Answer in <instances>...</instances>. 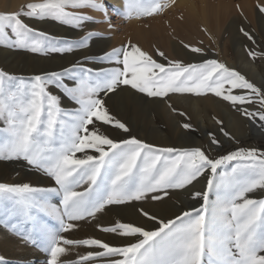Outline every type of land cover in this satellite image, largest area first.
Segmentation results:
<instances>
[{
  "label": "snow or ice",
  "instance_id": "1",
  "mask_svg": "<svg viewBox=\"0 0 264 264\" xmlns=\"http://www.w3.org/2000/svg\"><path fill=\"white\" fill-rule=\"evenodd\" d=\"M167 7L165 0H121L120 8L106 0H39L0 13V47L71 57L30 77L0 70V161L22 162L51 181L0 182V246L41 253L43 264H264V145L236 141L221 151L224 142L213 132L206 145H156L135 135L109 105L121 92L149 102L211 95L264 135V83L202 47L181 44L191 60L131 41L91 51L110 39L96 25L118 30L113 15L141 20ZM257 7L264 13V4ZM49 20L75 35L35 26ZM245 49L249 58L264 59V48ZM217 122L224 137L236 140ZM181 127L194 131L189 122ZM173 190L189 193L193 203L170 205ZM111 206L132 207L136 219L103 223ZM84 223L114 239L77 237ZM13 259L28 264L0 252V264Z\"/></svg>",
  "mask_w": 264,
  "mask_h": 264
},
{
  "label": "rangeland",
  "instance_id": "2",
  "mask_svg": "<svg viewBox=\"0 0 264 264\" xmlns=\"http://www.w3.org/2000/svg\"><path fill=\"white\" fill-rule=\"evenodd\" d=\"M231 1L234 5H239V3L242 0H231ZM165 2L168 4V7L165 8L163 12L154 14L152 17L137 20V25H133L131 23L133 19L123 21L119 16H116L113 17V24L116 25V28L118 30L114 29L112 31H107L108 29L107 24H102L99 26V28L95 29L97 32L110 37L109 42L112 39H114L113 40L115 42L114 45L112 46L113 43L112 44L109 43V45L106 46V50H110L111 48L117 47L130 40L134 42L133 39H135L136 40L135 42L138 44L137 40H139L140 36L142 39L147 41L149 38V36L147 35H150L148 33H150V31L155 32V29L152 27L153 26L152 23H155L156 25H158L159 28L161 27L160 28L161 33H163L164 36H167L166 40H164L165 38L163 39L160 37V31H159V33H157L158 35L156 37V40L154 41L156 43L154 42L152 44L146 43L147 48L141 46L140 47L146 51H151L153 48L159 49L160 51H163L165 53L168 59L186 60V58L182 54L175 53L172 46V42L179 41L176 40L175 37L177 33L176 21L178 22L181 21L180 17L182 15L181 14L182 10H180L175 6V0H165ZM26 4L28 3H24L21 6ZM259 4H263V3L258 1L257 5ZM21 6H19L15 10L0 12V13L17 12L21 9ZM109 15H111V12H109ZM135 26L137 27L140 26V29L143 28V30L145 29L146 32L142 31L143 34L140 33L142 35L135 38L137 35V33L135 32V28H136ZM36 27L49 32L44 27H42V24H39ZM173 29H175V31ZM172 30L174 32H171ZM49 33L53 34L52 32ZM0 48H5L10 52L13 51L15 55H18L17 57L10 59L7 57L0 59V70L7 71L8 73L17 76L30 77L32 74L38 73L42 70L45 71L58 70L60 66L67 65L69 60L71 59V58L67 59L65 57H59L57 60L53 61L49 65H44V64L29 65L28 63L29 61L25 57L26 55H28V52L11 50L6 47H0ZM102 49L103 46L93 45L91 51L94 53H99L102 51ZM253 50L258 51L259 49H253ZM210 53L212 54L210 57L214 56V58H216L217 60L226 63L222 58L219 59L217 58L216 51H212V52L210 51ZM38 56L39 55H34L35 58H39ZM250 59L256 65L258 70L261 72L263 77L261 83H264V59H259V58L256 59L250 58ZM250 59L246 58L245 61H248ZM228 66L240 71L249 80L254 81L258 85L261 84L257 79L255 80V78H253L251 74H249L248 70L245 69L246 67H244L243 63L239 64V62H236L233 66L230 65ZM174 95L177 94H171L167 100H163V101L168 104L171 103L170 99H172ZM180 95H184L187 97H196L194 95H187V94H180ZM197 100H199V102H206L208 106L218 105L219 109L221 110L228 109L229 111H235L227 103H224L218 98L212 97L211 95L205 97H197ZM158 101L160 100H157L156 102H149L141 99L139 94H132L130 92H121L117 96H114L111 101H109V105L113 108V111L122 120L128 122L135 135H137L139 138L145 139L148 142L154 143L156 145L176 146V147L206 145L208 141L207 133L209 132L215 133L221 140H223L224 147L221 151L234 149L235 147H237L236 141H239V143L244 146L264 145L263 139L254 137L251 134L244 137L234 136L232 134L236 138V140L228 142L227 141L228 138L224 137L223 134L220 132L221 124L217 123V121H222L221 118H219L218 115L212 113L211 111L209 112L210 117L214 122H216V125L218 124L217 125L218 128L216 129L212 127H201L200 124L197 121H195L194 118L191 116L192 114L189 112V110L170 107V110L168 111L170 112L171 116H173L174 120L166 119L164 117L163 112H161L160 108H158L155 105V103H157ZM66 106L70 107V103L66 102ZM173 109H175V111ZM179 113H184L185 115H180ZM183 122H189L193 126L194 131L187 132L185 129H183L181 127V124ZM222 126L226 131L231 133L223 124ZM157 132L161 133L162 136L167 138L166 142L161 141V137L156 135ZM117 134L118 133L116 132L113 133V135H117ZM0 182H6V183L28 182L31 183L33 186H48L51 184V181L44 174L36 171L35 169L27 167L22 162H9V161H0ZM171 195H172V199L169 202V204L170 205L175 204L177 208L180 207L181 202H183L184 205L193 203L190 200L189 193L185 192L184 190H173ZM111 207L113 210L103 216L102 218L103 223H107L109 220H114L117 217H120L126 221L136 219L135 209H133L132 207H125V206H111ZM173 211H175V209H173ZM75 235L77 237L94 235V236H101L107 240L114 239L112 236H106L105 234L99 232L95 228V226L90 223H84L81 229ZM115 242L119 243L118 240H116ZM0 252H5L7 255L12 257L23 256L26 257L28 260L29 258H33L32 261L34 263L28 261V264H43V254L32 250L19 251L14 249L11 245H3L0 246ZM13 264H21V261L19 259H13Z\"/></svg>",
  "mask_w": 264,
  "mask_h": 264
},
{
  "label": "bare ground",
  "instance_id": "3",
  "mask_svg": "<svg viewBox=\"0 0 264 264\" xmlns=\"http://www.w3.org/2000/svg\"><path fill=\"white\" fill-rule=\"evenodd\" d=\"M258 1L264 4V0H242L239 5H234L231 0H175V6L182 10V15L180 17L181 21H176L177 33L175 37L176 40L179 41L172 42L174 52L182 54L186 60H191L193 59L192 54L187 49H182L181 44L202 47L209 56L212 55L210 51H216L217 58H222L230 66H233L236 62H239V64L243 63L249 74L261 83L263 80L262 74L253 61L247 56L245 49V45L259 50L264 48V13L259 12L257 7ZM31 2H39V0H0V12L15 10L22 4ZM106 2L116 8L121 7V0H106ZM111 15H113L112 12ZM113 17L116 16L113 15ZM131 23L137 25V19L133 18ZM39 24H42V27L57 36L66 35L72 37L75 35L70 29L56 24L51 20L43 23H35V26ZM152 25L155 32L150 31V33H148L150 35L147 36H149L150 39L148 38L147 41L140 36L143 34L142 31L146 32V30H143V28L140 29V26H135V32L138 35H136L135 38L140 36L139 40H137L139 46L146 47L147 44H152L156 40L157 33H159L161 27L159 28L155 23H152ZM99 26L100 25H96L95 29L99 28ZM241 28L247 30L254 36L255 44H252V42L242 36L240 31ZM173 30L175 31V29ZM173 30L171 32H174ZM160 37L163 39L165 38L164 40L167 38L161 31ZM113 40L114 39L109 42V39H106L94 45L103 46L102 50H106V46H108L109 43H113L112 46L114 45L115 42ZM133 41L135 42L136 40L133 39ZM11 52L5 48H0V59L6 57L10 59L18 56L15 55L13 51ZM25 57L29 61V65H49L60 56L57 55L51 58L38 56L39 58H35L33 54L28 53ZM65 58L68 59L71 57ZM246 58L250 60L245 61ZM170 100L171 103L169 104L163 100L155 103V105L160 108L161 112H163L166 119L174 120L173 116H171L168 111L170 107H174L189 110L192 114L191 116L201 127H212L216 129L219 123L217 122L218 124L216 125V122L212 120L209 115L211 111L221 118L223 125L234 136L244 137L251 134L254 137L264 140V135H262L261 130L257 127L250 126V124L236 111H229L228 109L221 110L218 105L208 106L206 102H199L197 97H187L180 94L174 95ZM156 135L161 137L162 142H166L167 138L162 136L161 133L157 132ZM227 141L229 142V140ZM203 183L202 181L200 184H197L196 189H201ZM0 239H2V237H0ZM32 260L33 258H29L28 261L34 263Z\"/></svg>",
  "mask_w": 264,
  "mask_h": 264
}]
</instances>
